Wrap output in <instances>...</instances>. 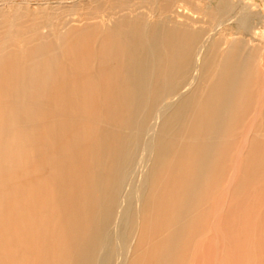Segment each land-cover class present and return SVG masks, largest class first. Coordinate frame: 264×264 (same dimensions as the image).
<instances>
[{
    "label": "rangeland",
    "instance_id": "rangeland-1",
    "mask_svg": "<svg viewBox=\"0 0 264 264\" xmlns=\"http://www.w3.org/2000/svg\"><path fill=\"white\" fill-rule=\"evenodd\" d=\"M239 1L0 0V55L7 53L12 40L22 43H16L22 52L32 47L36 33L56 34L58 31L42 25L51 24L48 18L52 15L102 17L91 22L89 28L80 23L60 31V36L71 29L82 35L93 55L90 60L83 56L68 58L64 46L71 45L73 39L63 41L60 37L56 41L49 35L48 42L60 54L56 66L59 74L52 91L29 86L0 91V179L11 176L8 185L0 187V264H67L73 218L71 204L61 197L58 183L70 172L74 144L89 139L84 130L94 122L105 126L111 110L109 106L89 103L92 99H105L111 91L105 88L93 97L96 92L88 89L87 84L91 80L103 81V67L107 72L114 68L112 45L124 40L125 32L133 28L137 17L147 26L156 24L168 15V4L172 3L199 22L196 30L202 32L200 40L211 36L228 42L241 38L246 49L252 50L254 59L257 57L251 89L240 98V107L246 108V112L242 121L232 126L228 138L216 140L209 168L202 177L193 176L190 164L208 141L193 140L190 134L194 130L180 126L173 131V151L161 165H154L146 187L141 186L140 170L135 171L122 199L130 200L138 191L145 194L136 224L128 233L124 224L115 221L110 232L113 240L123 238L127 244L132 242V252L127 260L114 256L109 263L264 264V3L243 0L252 13L243 28L233 22L242 11ZM121 7L129 9L121 11ZM125 15L127 21L121 23L120 18ZM102 51L107 52L104 66L100 62ZM154 110L163 111L158 106ZM148 134L138 150L140 156L150 144L151 133ZM73 135L76 139H72ZM57 137L63 139L58 146ZM147 159L143 173L152 161L150 156ZM17 170L25 176L18 178ZM66 181L70 183L69 179ZM67 189L65 192H70L71 187ZM135 203L131 208L135 209ZM126 205L122 204L115 218Z\"/></svg>",
    "mask_w": 264,
    "mask_h": 264
},
{
    "label": "bare ground",
    "instance_id": "bare-ground-1",
    "mask_svg": "<svg viewBox=\"0 0 264 264\" xmlns=\"http://www.w3.org/2000/svg\"><path fill=\"white\" fill-rule=\"evenodd\" d=\"M239 2L242 11L237 17L234 16L233 22L245 28L252 13L243 0ZM173 5L168 4V15L156 24L147 26L137 17L133 21V28L125 32L124 40L112 45L114 68L107 72L103 67V81L98 83L91 80L87 84L88 89L96 92L93 97L102 89L111 91L105 95V99H92L89 102L94 106H109L111 110L105 126L94 122L84 130L89 139L78 140L74 144L70 172L58 183L61 197L71 204L69 208L73 218L67 264H110L114 256L127 260L132 252V242L127 244L123 238L113 240L110 232L115 221L124 224L128 233H132L136 224L145 194L138 191L130 200L126 197L122 199V192L135 171L140 170L141 186L146 187L154 165H161L169 152L173 151V131L180 126L194 130L190 134L193 140L204 138L208 141V145L201 148V153L190 164L193 176L203 175L209 168L208 160L215 151L216 140L228 138L232 126L241 122L246 112V108L242 110L240 107V98L251 89L253 62L257 57L254 59L252 50L246 49L241 38L230 42L212 36L200 40L202 32L196 30L199 22L188 17L185 9ZM128 9L121 7V11ZM226 11L229 13L231 9L227 8ZM101 18L97 14L90 17L56 14L48 18L52 20L51 24H42L58 31L56 34L43 36L36 33L32 47L22 52L16 48L18 42L12 40L7 53L0 55V91L24 86L52 91L56 75L59 74L56 66L60 54L55 53L48 42L49 35H53L56 41L61 40L60 37L63 41L73 39L71 45L65 43L64 46L68 58L83 56L90 60L93 55L85 40L81 39L82 35L71 29L67 35L60 36V31L80 23H85L89 28L91 22ZM126 21V15L120 18L121 23ZM169 24L172 26L169 27ZM221 47H224L223 50H220ZM99 54L104 66L107 52ZM54 66L55 70H52ZM156 106L163 111L156 112ZM182 132L178 135L181 136ZM148 133H151L148 138L150 144L143 148V155L140 156L138 150ZM72 139H76L74 135ZM59 140L63 139L55 138L56 146ZM59 147H56L57 150ZM180 152L183 154V151ZM149 156L152 161L143 173ZM15 174L18 178L25 176L18 170ZM10 177L7 179L10 180ZM7 179H0V187L8 185ZM66 179H69V184ZM194 185L197 187L196 183ZM68 187H71L70 192H65ZM135 201L136 207L133 209L131 207ZM124 202L127 203L126 207L121 208L120 216L115 218V213ZM176 203L175 206H178ZM117 243L120 246L115 247Z\"/></svg>",
    "mask_w": 264,
    "mask_h": 264
}]
</instances>
